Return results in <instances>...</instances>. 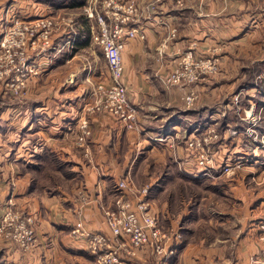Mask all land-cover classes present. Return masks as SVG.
Listing matches in <instances>:
<instances>
[{
    "label": "crops",
    "instance_id": "crops-1",
    "mask_svg": "<svg viewBox=\"0 0 264 264\" xmlns=\"http://www.w3.org/2000/svg\"><path fill=\"white\" fill-rule=\"evenodd\" d=\"M150 1L136 0L138 11L130 22L145 37L128 38L122 52L124 80L139 110L140 128H128L109 113H89L93 133L87 149L79 146L76 136L83 108L93 98L92 90L107 78L108 65L92 38L95 21L85 10L79 15L75 9L80 7H71L58 13L67 16V27L74 35L69 42L74 44L69 45L62 32L53 36L54 46L35 60L39 72L28 80L26 97L12 107L13 126H0V205L11 200L32 217L37 234L36 244L27 250L5 243L7 264H95L86 237L72 233L79 218L77 208L83 207L88 230L112 234L102 206L115 205V187L122 178L136 181L127 190L128 197H137L142 188L138 184L149 182L153 207L162 214L177 210L172 191L176 177L158 174L151 169L153 163L167 167L172 158L183 164L180 169L188 178H213L196 167L183 141L172 146L168 135L190 134L206 122H215L216 115L225 111L210 103L229 91L237 97L248 86L233 90L243 78L240 67L248 58L254 56L258 62L264 57V0H160L154 9L147 7ZM34 6L39 10L32 8L29 18L13 12L11 23L16 17L29 20L47 15L40 14L45 11L42 5ZM189 48L203 56H220L221 70L195 84L199 99L186 107L183 96L189 87L168 85L164 78ZM161 136L165 138L157 140ZM48 151L78 172L70 178L60 173L63 182L56 192L32 186L38 156ZM83 189L89 194L86 204L80 200ZM250 197L246 192L245 200ZM253 203L249 206L255 212L264 207V198ZM183 205L189 207L188 202ZM196 207L199 212L202 203ZM196 214L184 215L183 242L169 263L146 248L138 250L133 264H264V240L259 238L256 216L232 213L229 233L217 235L209 234L214 220L202 231ZM162 222L166 230L179 224L177 215L164 216Z\"/></svg>",
    "mask_w": 264,
    "mask_h": 264
},
{
    "label": "built area",
    "instance_id": "built-area-1",
    "mask_svg": "<svg viewBox=\"0 0 264 264\" xmlns=\"http://www.w3.org/2000/svg\"><path fill=\"white\" fill-rule=\"evenodd\" d=\"M158 1L160 0L151 1L149 8L154 9ZM177 2L182 3L183 0ZM83 6L87 16L97 20L92 27V38L101 46L108 65L107 78L97 84L96 100L86 109L89 113L112 114L128 128H140L139 110L131 100L124 80L125 65L122 53L128 38L136 35L145 37V33L139 31L137 26L130 25L138 11L137 2L136 0H89ZM14 21L15 27L10 30L9 43L4 47L8 50L12 66L16 68L18 74L15 81L23 83L21 77L33 70L30 66L33 62L29 49L40 47L37 52L40 54V51L46 49L52 42V35L62 31L65 23L66 28L70 23L65 17L60 18L56 15H44L29 20L16 18ZM20 39L22 44L19 43ZM71 42L74 44L73 41ZM16 58L21 66L15 62ZM219 62L220 58L217 54L201 56L189 48L183 53L178 64L165 76L164 81L168 85H188V93L184 96V100L190 106L199 96V91L193 84L204 76L217 73L220 70ZM11 85L15 86L16 90L20 87V84L15 82ZM205 124L208 125V132L201 133L204 134L203 136L189 138L188 145L194 150L200 165L211 166L215 160L205 149L203 142L212 141V138L217 136V130L213 123ZM92 133L89 117L83 116L76 136L79 146L87 149ZM168 137L173 138L172 135ZM156 138L163 140L165 137ZM240 165V161H227L221 170L230 172ZM132 184L130 178L120 179L115 187L117 190L115 205L102 206L103 215L111 227L112 234L88 230L81 215L83 207L77 208L79 218L72 233L86 237L88 250L94 255L95 264H133V258L138 250L146 248L161 258L163 263H169L181 245L183 237L181 228L168 232L163 226L162 212L153 207L151 184L144 185L139 189L137 197L130 198L127 196V190ZM80 200L83 204L88 202L89 194L86 189L81 190ZM24 214L10 208L4 220L8 225L15 227L14 240L19 246L30 249L36 244L37 236L32 217ZM260 224L264 239V219Z\"/></svg>",
    "mask_w": 264,
    "mask_h": 264
},
{
    "label": "rangeland",
    "instance_id": "rangeland-1",
    "mask_svg": "<svg viewBox=\"0 0 264 264\" xmlns=\"http://www.w3.org/2000/svg\"><path fill=\"white\" fill-rule=\"evenodd\" d=\"M57 1L60 3H56ZM28 2H31V4H29ZM150 2L147 4L148 8ZM35 4H40L44 7V12L38 11L40 12V14H56V16H59L60 18L65 17L66 21L67 16L58 13L72 9L67 5V1L63 0H0V126H13L11 123L12 107L16 106V104H19V102H22L23 98L26 97L28 80L31 79L33 75H36L39 72L38 67H36L37 62L35 60H38L37 58H39L41 54H44L54 46L53 36L56 33L52 35V42L50 43V45L46 49L40 51V54L37 53L40 50L39 46H37L39 48L29 49V51L32 53L31 60L34 65L30 66L33 68V70L28 71L26 76L21 77L23 83H20V81H15L16 77H18V74L16 68L12 66L10 57L8 55V50L4 47V45L9 43L8 38L11 36L10 30L15 27V21L13 20L11 23V18L13 16L12 13L15 12L17 16L29 18L26 16H32L30 15L32 8L34 10H39L34 6ZM80 8L75 9V11L79 12V15L82 14L81 11L84 12V6ZM92 19L95 21V23H97V20L95 18ZM80 23H82V21ZM64 26L66 28V23ZM80 27L81 26H79L77 30H79ZM65 28L62 29V31L64 30L63 32H60H62V35L67 43L69 45H73L72 42H69V39L74 38V35L69 31V27H67L66 29ZM19 43L22 44V39L19 40ZM193 51L196 52L194 49ZM213 51L216 52L217 50L214 49ZM196 53L200 55L198 52ZM182 56L183 54L173 65L172 69L178 64ZM219 58V66L221 70V57L219 56ZM254 58V56L249 57L248 63L240 67V75L243 76V78L239 81V83L234 87L233 90L240 86L246 87L247 85H252V88H249L247 86L244 89L243 93H241L237 97H232L233 91L225 92L224 94L222 93L221 96L218 95L216 97L215 102L210 103L212 107L221 108L222 111H225V113H221L220 116L216 115L218 117H216L215 122H210L215 126L217 130V136L213 137L212 141H209L208 143L207 141L203 142L205 149L214 157L215 162H213V165H200L198 163L194 150H192L188 145L189 138L203 136L204 134L201 133L208 132V125L205 126L206 124H203L195 131H192L190 134H186L185 131H182L179 134H170L174 138L170 139L172 146H174L175 144L177 145L178 141H180L181 143L183 141L186 148H189L190 152L193 153L192 155L195 157L196 167H198L204 175L211 174L213 178L207 177L205 179L201 178L199 180L194 177L188 178L186 173H184L180 169V167H183V164L175 160L172 161V158H170V162L167 167H164L162 165L157 166L154 163L151 164V169L158 172V174L162 172H169L176 177L175 182L172 181V191L175 192L174 200H177V202H175L173 206L177 208V210L174 208V210H165L163 211L162 216L169 217L177 215V223H179L178 228H181V231L182 223L186 220V217H184V215L189 214V212H191V214H194L196 212V217L198 218V220H202L199 224L202 231L207 229V224H210L208 222L209 220H214L213 224L218 228L213 226L215 229L214 231L213 227H211V232L209 231V234L217 233V235H227L229 233L230 214H238L242 218H249L254 215L256 216L255 218H258L257 226L259 230V238L261 240H264L262 238L263 229L261 228L260 224L264 219V207L262 209L256 210L255 212L250 207L251 204H254L253 202H258V199L264 198V95L260 93V88L259 86H257L260 82V78L264 76V66L262 71H258L259 69L257 68V66L258 62L261 59L263 60L264 57L260 60L258 59V62L256 59L254 60ZM15 62L17 63V65L21 66V63L17 58ZM220 70L215 74L204 76L198 81L210 76L217 75ZM260 72H262V74H260ZM12 82L20 84L18 90L15 89V86L11 85ZM197 82H195L193 85L195 86ZM94 94L95 88L90 94L91 96L93 95V98L84 106L82 112V116L89 117L90 124L91 116L86 108L91 104H94L96 100V95ZM198 94L200 96V92ZM199 96L196 98L192 105H194L195 102L199 99ZM184 105L186 107H189L186 102ZM243 109L246 110L249 114H244ZM16 113L17 111L15 110L14 115H16ZM207 118L213 120L210 117ZM169 155L171 156L172 153H170ZM227 161H240L241 165L238 167H234L233 171L225 172L221 169L224 163H226ZM252 163L254 164L251 167ZM214 172L216 174L215 176ZM236 179L239 181H234ZM132 181L134 184L136 183V181H134L133 179ZM235 182H238L236 187L234 185ZM185 183L188 186L185 185ZM147 184H149V182L138 184V186L143 187ZM246 192H249V194H251V197L245 200ZM168 196L170 195L168 194ZM240 196L241 201L239 199ZM184 202H188L189 207H184ZM198 203H202V210H200L199 212L196 207ZM203 204H205V206ZM15 206L16 205H13V202L11 200H8V202H6L5 204L1 203L0 205V264H7L6 256L4 255L6 253V247H4L5 243H8L10 246L13 245L15 248L23 249L19 246V243L14 240L15 227L8 225L7 221L4 220L5 214L10 208L23 212L21 208H16ZM219 211L221 214H219ZM24 215L27 216V213H25ZM217 218L218 221H216ZM219 220L226 223L219 225ZM34 229L36 232L35 225ZM167 231L171 232V229H167ZM182 242L180 244H182ZM176 254H174V256Z\"/></svg>",
    "mask_w": 264,
    "mask_h": 264
},
{
    "label": "trees",
    "instance_id": "trees-1",
    "mask_svg": "<svg viewBox=\"0 0 264 264\" xmlns=\"http://www.w3.org/2000/svg\"><path fill=\"white\" fill-rule=\"evenodd\" d=\"M86 1L87 0H67V3L70 7H81L86 3ZM263 66L264 59L258 62V71H262ZM260 74H262V72H260ZM257 86L260 88V93L264 95V76L260 78V82ZM35 166L38 173L33 178L32 186L36 185L39 189H50L54 192L57 191L58 187L63 182L60 173L65 175L66 178H70L78 173L69 169V167H67V163L50 151L39 155L38 162L35 164Z\"/></svg>",
    "mask_w": 264,
    "mask_h": 264
}]
</instances>
